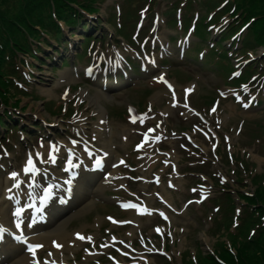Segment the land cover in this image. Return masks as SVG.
<instances>
[{"label":"rangeland","instance_id":"rangeland-1","mask_svg":"<svg viewBox=\"0 0 264 264\" xmlns=\"http://www.w3.org/2000/svg\"><path fill=\"white\" fill-rule=\"evenodd\" d=\"M2 1L3 8L8 7L11 13L19 7V0ZM202 1L190 5V0H152L150 6L154 12L150 14L143 13L147 0H106L99 5V12L91 17L99 27L92 35L103 33V43H94L90 52L83 51V63L73 60L72 56L75 55L74 51L81 50L83 43L85 46L88 43L83 41L89 27L87 25L77 29L71 38L76 50H70L69 44L66 48L60 46L64 55H69L66 56L69 63L54 64V58L49 53L44 60L20 55L26 67L22 69V78L16 89L19 105L14 109L0 106V115L6 109L14 116L8 129L0 128V198H3L5 190L14 185L11 181L6 182V178L13 177L12 173L26 179L30 177L25 170L29 153L41 155V151L45 152L50 144L61 146L58 162L52 160L42 165L44 170L52 173L48 179L41 176L40 183L44 185L55 176L69 175L64 170L67 159L65 152L68 151L63 144L74 147L82 153V161H86L79 167L83 176L78 181L75 205L56 223L53 222L55 224L51 228L43 226L46 232L57 223L68 220L65 231L79 233L84 239L79 236L73 249L64 247L57 255H54L53 247L43 245L38 252L39 264L61 261L69 264H115L108 257L110 253L122 264H195L188 253L193 254L196 250L199 264H218L204 258L198 250L206 254L216 247L225 249L224 245H219L225 238H219L216 230V222L223 212L216 215L217 207H214V200L212 204L210 200L220 197L223 201V192L227 189L232 191L236 203L240 204L237 191L254 190L256 183L264 178V48L260 47L261 44L252 43L256 51L252 52L251 49L248 55L242 57L237 48H241L243 34H239L240 38L237 36L224 41L225 50L237 46L235 56L230 60L235 70H242L241 75L247 73L246 67L249 65H236L240 60L244 65L253 64L252 70H258L249 83L242 85L232 83L231 73L183 57V36L192 42L187 48H199V44L194 42L200 40L185 28L187 20L190 26L196 22L199 25L201 19L207 16L208 11L201 6L206 3ZM174 7L180 8L181 19L176 15H173L174 19L167 16ZM157 14L160 18L154 24ZM89 23L91 27L92 21ZM230 23L229 15L224 14L214 32L207 28L210 32L208 39L200 42L205 43L202 46L204 52L211 40L217 39L222 29ZM66 33L67 37L71 36L69 28H66ZM67 40L71 41L70 38ZM49 50L47 47L46 52ZM46 52L40 55L44 57ZM212 52L209 51L208 55H212ZM127 60L140 64L135 68L138 73H134L126 64ZM167 61H171L172 67L169 68ZM216 65L218 62H215ZM173 66L179 67L181 73L178 74ZM219 67H222L221 63ZM168 69L182 82L169 77ZM65 73L67 76L63 75ZM118 73L134 79L125 84L127 77L120 81L116 77ZM99 75H102L103 83ZM107 75L111 77L107 78ZM161 77L173 83L174 91L160 84ZM100 92L106 96L98 99ZM145 92L149 94V107L144 112L136 110L144 101ZM59 100L63 102L65 110L69 108L68 113L56 115L52 112L53 107H59L55 102ZM128 109L132 116H123L122 112ZM100 111L104 112L108 123L106 134L98 132ZM194 112L201 113L202 118ZM132 117L137 118L135 122ZM84 131H89V134ZM79 133L82 136L78 138ZM106 135H109L113 145L110 147L111 158H117L119 166L106 168L101 175H95L92 171L95 155L90 158L85 156L87 152L81 138L87 140L86 144L92 145L91 149L97 152L107 148ZM108 165L112 164L109 162ZM103 172L114 175L104 177ZM90 173L99 179L87 185L85 179ZM254 176L257 177L252 183ZM25 183L28 184L27 180ZM105 193L111 197H105ZM63 197L60 191L56 199ZM201 197H206L203 203L199 201ZM104 199L109 204L94 207L96 201ZM123 200L136 204V207L130 208L128 219L125 205L121 204ZM7 202L3 206H9L8 212L13 216L12 204ZM228 206L229 203L225 201L224 216L231 213ZM145 208L152 210L138 215ZM160 209L170 212L173 216L171 223L166 224L162 214L155 212ZM29 212L27 210L25 215H29ZM105 214L114 216L118 223L110 224ZM6 218L0 215V221L6 223ZM135 220L136 226L128 223ZM24 221L25 226H31L26 219ZM228 223L229 220L220 227L218 232L221 231V235ZM37 227L41 229L42 226ZM157 228L164 232L163 236L155 237ZM113 234L119 239L112 241ZM122 242L136 244H132L137 250L135 258L123 259L115 251V246L123 247ZM7 243L0 246L3 257L1 264H36L28 256L27 245L19 242L9 244L14 250L7 256ZM165 244L168 246V256L153 251H164ZM184 251L188 253H184L182 260L181 253Z\"/></svg>","mask_w":264,"mask_h":264},{"label":"trees","instance_id":"trees-1","mask_svg":"<svg viewBox=\"0 0 264 264\" xmlns=\"http://www.w3.org/2000/svg\"><path fill=\"white\" fill-rule=\"evenodd\" d=\"M95 0H19V7L11 13L0 0V103L10 104L12 95L13 77L17 75L16 59L19 52L31 53L30 38H41V33L36 29L40 26L45 29L52 25L58 31L52 10L60 19L73 25L80 16L77 6L97 11L94 7ZM217 5L221 0H209ZM227 9L234 10L236 20L233 25L249 23L250 36L244 41L245 45L252 43L264 45V0H226ZM77 5L76 7L74 5ZM239 25V26H240ZM238 26L233 28L236 30ZM249 204H260L256 212L257 221L264 222V187H257L256 194L246 197ZM237 258L230 250L221 254L228 264H264V225L258 236L252 241L243 242L237 248Z\"/></svg>","mask_w":264,"mask_h":264},{"label":"bare ground","instance_id":"bare-ground-1","mask_svg":"<svg viewBox=\"0 0 264 264\" xmlns=\"http://www.w3.org/2000/svg\"><path fill=\"white\" fill-rule=\"evenodd\" d=\"M63 75L67 76V73H65ZM102 96H106V94L100 92L97 97L99 99ZM156 96H158V95H156ZM100 112H102V111H100ZM98 124H99L97 126L98 127V132L100 134L108 133V131L106 129L108 124H106V117H105L104 112L101 113L100 120H99ZM76 131H79V130L77 129ZM84 133L85 134H89V131H84ZM106 137H107V143L105 144V147H107V148L104 149L105 150V152H104L105 153V158L104 159L107 160L108 163L110 162V164H112L111 166H114L113 168H116V164H114V163L118 162L117 158L112 160V158H111L112 154H111V151H110V147H112L113 145L110 142L109 135H106ZM90 151H93V150L90 149ZM41 153H42L41 155H37V153H35L36 154V156L34 157L35 164L33 163L35 170L34 171H30L31 177L26 179L25 176H19V174L17 173L18 175L15 178L14 177L6 178V182L11 181V182L14 183V185H13V187H10L7 190H5L3 198H0V215H2L3 217H7L5 219L8 222L7 224L10 225L13 229H15L18 234H20V238L22 236L21 233H23L25 235H28V237H29L28 241H29L30 244L41 245V247H39L38 249L42 248L43 245H45V244H46V246L47 245L49 247L51 246L54 249V255H57L59 252H61L64 249V247L65 248L69 247V248L73 249L74 247H72V246L77 241H79L78 237L80 235H77L79 233L75 234L74 232L65 231V226L68 223L67 222L68 220H65L63 222L57 223L53 229L47 230L46 232L43 231L45 229L44 228L45 226H47L46 228H51L57 222L56 221L54 224H52L55 221V219H53V218H51L49 220V223L44 225V227L42 226L41 229H39L37 227L38 222H36V221L31 224L32 227H29L27 225L25 226L24 224L26 222L24 220L28 216H26V215L23 216L22 213L27 208H30V209H32L34 207L35 208H38V207L42 208L43 205L45 204V202L47 201V200L46 201L43 200L45 198V196L42 193L47 194V193H51L52 192V195H53L57 191L64 190L62 185H61L62 183H64V185L67 186L66 185L67 183L73 184L76 181H78V179H77V177L74 179V176H67V177H64V178L57 177L58 179H61L63 181L67 180L68 181L67 183H65V182L60 183L58 180L55 181V180H50L49 179L48 187H44L40 191V194H39L38 193L39 191H36L37 184H38V178L40 177V174L42 172H44L42 170L41 164L46 163L47 160L48 161H50L51 159L55 160V158H56V154H54L52 156V154L50 153L49 149H47V148L45 149V152L41 151ZM89 154L91 155V154H94V153L90 152ZM98 156H101V155H98ZM78 159H79L78 156H75L73 158H69L68 159V161L72 163V165L69 167V168H71L70 172H74V169H75V172H77V173L79 172L80 173L81 170H79L78 166L82 167L83 163L86 162V161L84 159H83V161H79ZM27 165H28V162L26 163L25 170H27ZM67 168H68V163H67ZM35 171H38V177L36 179H34V177L32 176ZM111 175H114V174L112 173ZM26 180L29 182L28 184L25 183ZM32 182L34 184H32ZM26 187H28V188L25 189V191H24L23 189L26 188ZM20 189H22L23 191H21ZM14 192H16V194H13ZM20 192H21V194L25 193L27 195V200L26 201H23V200L20 201V199H19L20 197H18L20 195ZM66 192H67V190H66ZM7 200L9 201L7 203H11L12 204L13 208L11 210V213L13 214V216H11L10 213L8 212V211H10V207L7 206L5 208L3 206V204ZM18 209L20 210V214L15 216ZM59 216H62V215H59ZM37 217L41 220L42 215L40 214ZM33 220H35V219H33ZM23 222H24V224H23ZM117 223L118 222L116 221V224ZM17 224H19L20 226L17 227ZM40 230H42L44 233H39L37 235H34L35 233L39 232ZM8 233H10V232L7 231V233H5L4 235H6V237H7ZM57 244L60 245V246L57 247ZM6 249L8 251H10V250L13 251L14 250V248H12L10 246H7ZM26 257L27 256H25V258ZM48 257L51 260H53V257H51V256H48ZM46 261L48 262L47 258H46ZM55 263L56 264H65L62 261L61 262H55Z\"/></svg>","mask_w":264,"mask_h":264},{"label":"snow or ice","instance_id":"snow-or-ice-1","mask_svg":"<svg viewBox=\"0 0 264 264\" xmlns=\"http://www.w3.org/2000/svg\"><path fill=\"white\" fill-rule=\"evenodd\" d=\"M160 79H163L162 77L160 78ZM165 83H167L166 81H165ZM169 87H171V85H169ZM224 93H222V95H223ZM245 107H247V105H245ZM215 109H213V111H214ZM131 111V110H130ZM132 119H133V122H135V120L137 119L136 117H132ZM142 122V121H141ZM159 137H157V139H158ZM137 147L139 148L140 147V145H137ZM39 155V154H38ZM54 162V161H53ZM27 170L28 171H34L35 170V168H34V164H33V161H32V159H31V157L29 158V160H28V165H27ZM18 174L17 173H12V176L13 177H15V176H17ZM45 200H47V197H45ZM132 207H136V205H131ZM144 211H148L146 208L144 209ZM20 214V210L18 209L17 210V213H16V215H19ZM20 225L19 224H17V227H19ZM3 231H6V229H3L2 227H0V232H3ZM77 235H79V234H77ZM80 238L81 239H84V237L83 236H80ZM17 239H20V237H17ZM88 239H91V237H88ZM60 245H58L57 244V247H59ZM38 247H41V245H29V251H32L33 249H35V248H38Z\"/></svg>","mask_w":264,"mask_h":264}]
</instances>
